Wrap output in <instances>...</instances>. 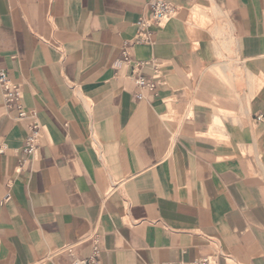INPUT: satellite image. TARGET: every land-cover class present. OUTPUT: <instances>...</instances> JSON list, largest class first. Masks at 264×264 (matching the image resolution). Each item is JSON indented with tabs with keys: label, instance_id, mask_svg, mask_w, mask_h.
<instances>
[{
	"label": "crops",
	"instance_id": "crops-1",
	"mask_svg": "<svg viewBox=\"0 0 264 264\" xmlns=\"http://www.w3.org/2000/svg\"><path fill=\"white\" fill-rule=\"evenodd\" d=\"M150 1L0 0V67L42 135L21 167L31 120L0 88V264L95 245L98 264H264V0H166L176 18L129 50L159 81L138 101L113 64Z\"/></svg>",
	"mask_w": 264,
	"mask_h": 264
},
{
	"label": "built area",
	"instance_id": "built-area-1",
	"mask_svg": "<svg viewBox=\"0 0 264 264\" xmlns=\"http://www.w3.org/2000/svg\"><path fill=\"white\" fill-rule=\"evenodd\" d=\"M150 13L147 17H142L137 22V33L134 39L127 43L123 49V58L114 62L113 66L119 72L121 70H128L127 78L135 86L134 97L136 100L141 101L146 99L149 95L156 93L159 85L157 76L148 78L143 74V70L154 63L134 60L129 50L138 45H146L151 43L153 36V29H161L166 24L176 18L179 9L166 0H151L149 3ZM157 70V69H156ZM0 88L3 91L4 104L7 109L17 112V119L25 120L30 119L29 134L24 140L22 152L24 158L21 160V167L34 159L40 150L41 144V125L36 111H27L23 106V92L20 86L15 85L8 74V72L0 67ZM262 120V116L257 118ZM4 152L3 149L0 150ZM8 199V196L5 200ZM61 251H70L67 247L62 248ZM101 250L98 245H95L91 255L85 260L76 259L73 264H98ZM221 254H212L202 256L193 262L187 264H219ZM181 264V263H169Z\"/></svg>",
	"mask_w": 264,
	"mask_h": 264
},
{
	"label": "rangeland",
	"instance_id": "rangeland-1",
	"mask_svg": "<svg viewBox=\"0 0 264 264\" xmlns=\"http://www.w3.org/2000/svg\"><path fill=\"white\" fill-rule=\"evenodd\" d=\"M195 20V19H194Z\"/></svg>",
	"mask_w": 264,
	"mask_h": 264
}]
</instances>
